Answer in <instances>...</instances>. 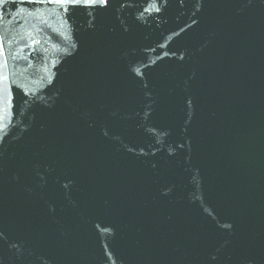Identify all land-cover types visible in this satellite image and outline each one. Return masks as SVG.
<instances>
[{"label": "water", "instance_id": "1", "mask_svg": "<svg viewBox=\"0 0 264 264\" xmlns=\"http://www.w3.org/2000/svg\"><path fill=\"white\" fill-rule=\"evenodd\" d=\"M0 36V264H264V0H0Z\"/></svg>", "mask_w": 264, "mask_h": 264}, {"label": "snow or ice", "instance_id": "2", "mask_svg": "<svg viewBox=\"0 0 264 264\" xmlns=\"http://www.w3.org/2000/svg\"><path fill=\"white\" fill-rule=\"evenodd\" d=\"M30 2L34 3H56V4H71L75 5H83L85 7H93V6H107L108 0H30ZM67 11V9H65ZM38 43V41H37ZM4 52L3 45V37L0 36V55ZM0 132H2V128H0ZM2 139V137H0Z\"/></svg>", "mask_w": 264, "mask_h": 264}]
</instances>
